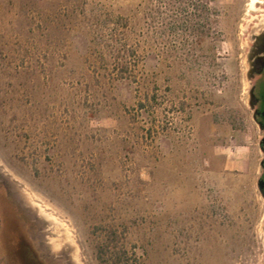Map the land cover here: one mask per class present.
<instances>
[{
    "label": "rangeland",
    "instance_id": "374dc122",
    "mask_svg": "<svg viewBox=\"0 0 264 264\" xmlns=\"http://www.w3.org/2000/svg\"><path fill=\"white\" fill-rule=\"evenodd\" d=\"M106 11L131 23L128 78L95 49ZM263 19L264 0H0V193L44 264H102L108 235L129 264H264Z\"/></svg>",
    "mask_w": 264,
    "mask_h": 264
},
{
    "label": "flooded vegetation",
    "instance_id": "af4514ba",
    "mask_svg": "<svg viewBox=\"0 0 264 264\" xmlns=\"http://www.w3.org/2000/svg\"><path fill=\"white\" fill-rule=\"evenodd\" d=\"M247 37L245 64L248 96L246 104L261 134L258 148L263 158L259 163L261 174L257 188L264 198V19L256 23V28L251 27ZM0 225V248L4 254L5 264H44L1 193Z\"/></svg>",
    "mask_w": 264,
    "mask_h": 264
},
{
    "label": "trees",
    "instance_id": "16d2710c",
    "mask_svg": "<svg viewBox=\"0 0 264 264\" xmlns=\"http://www.w3.org/2000/svg\"><path fill=\"white\" fill-rule=\"evenodd\" d=\"M96 18V15H95ZM96 30H93V37L97 53L111 73L117 76H124L132 72L137 65L131 64L135 57L134 46L130 44L129 37L132 36L131 23L128 18L106 11L103 18L95 23ZM205 28V25L203 26ZM107 244L99 246L98 258L102 264H129L124 249L113 246V239L108 235Z\"/></svg>",
    "mask_w": 264,
    "mask_h": 264
}]
</instances>
